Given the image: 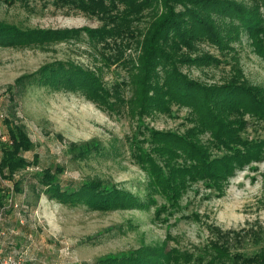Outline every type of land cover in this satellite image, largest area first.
I'll list each match as a JSON object with an SVG mask.
<instances>
[{
    "label": "trees",
    "instance_id": "trees-1",
    "mask_svg": "<svg viewBox=\"0 0 264 264\" xmlns=\"http://www.w3.org/2000/svg\"><path fill=\"white\" fill-rule=\"evenodd\" d=\"M52 3L58 8L97 17L102 25L43 29L0 19V46L48 48L84 40L100 52L106 66L124 65L127 78L109 84L104 79L106 66L54 60L17 78L9 89L17 88L15 93L19 94L36 84L48 91L80 93L109 114H123L127 110L138 120L130 150L135 162L147 173L148 181L145 194L141 195L99 177L65 181L62 175L66 167L62 164L21 176L23 171L39 164V156L28 159L26 154L35 145L26 126L15 116H5L3 134L7 139L1 140V168L5 178L12 182L16 196L27 185L28 194L34 195L28 201L29 206L35 208L42 196L47 195L58 203L85 205L93 211L147 210L162 196L176 208L191 184L202 182L222 195L238 169L264 160V137H250L246 133L248 116L264 121V88L248 84L240 77L239 68L221 84L197 80L183 70V66L221 63L220 58L208 53L199 55L200 45L211 43L227 53L233 50L231 42L243 32L264 53V14L259 2L254 6L236 0H52ZM133 46L136 54L126 58L124 51ZM175 106L188 109L189 126L183 132L158 130L146 123L150 116H176ZM119 150L115 143L106 146L97 139L72 142L69 147L77 161L110 152L117 155ZM7 194L0 185V207ZM27 208L24 205L22 211ZM162 210L159 207L157 212ZM260 231V237H254L257 243L264 241V227ZM15 236L4 237L6 250H20ZM228 237L226 232L219 233V238L210 241L207 249L199 253L170 247L169 241L145 243L136 249L100 256L95 264H264V244L252 253L233 251Z\"/></svg>",
    "mask_w": 264,
    "mask_h": 264
},
{
    "label": "rangeland",
    "instance_id": "rangeland-1",
    "mask_svg": "<svg viewBox=\"0 0 264 264\" xmlns=\"http://www.w3.org/2000/svg\"><path fill=\"white\" fill-rule=\"evenodd\" d=\"M236 1L246 6L259 2L264 14V0ZM0 19L43 29L102 25L97 17L58 8L52 0H30L29 4L0 0ZM231 45L233 50L222 53L215 45L202 43L198 54L208 53L220 58L221 63L183 66L184 72L209 84H221L239 68L240 77L248 84L264 88L263 50L246 32ZM135 54L134 46L124 51L126 58ZM67 59L91 67L106 66L100 52L84 40L48 48L0 46V109L6 117L15 116L26 126L35 145L26 154L28 159L39 156V164L23 171L21 176L62 164L66 167L62 175L65 181L99 177L144 195L148 176L130 150L138 120L127 110L123 114H109L80 93L48 91L36 84L19 94L15 93L17 88L9 89L17 78L35 72L45 63ZM127 75L128 70L119 63L104 70V79L109 84ZM174 112L176 116H150L146 123L158 130L183 132L189 126L188 109L175 106ZM247 119L246 133L250 137H264V121L251 116ZM1 131H5L2 119ZM91 139L106 146L115 143L120 148L119 154L110 152L83 161L74 159L69 152L71 143ZM24 189L16 199L28 208L21 213L11 211L7 225L19 232L14 238L17 247L25 252L27 264H95L100 256L164 241L181 251L199 253L224 232L229 235L233 251L252 253L264 244L262 239L257 243L254 238L262 234L260 230L264 227V160L238 169L222 195L202 182L191 184L176 208L158 196L156 205L147 210L101 212L85 205H64L47 195L33 208L28 201L34 195L28 194L27 185ZM159 207L163 209L160 213Z\"/></svg>",
    "mask_w": 264,
    "mask_h": 264
},
{
    "label": "built area",
    "instance_id": "built-area-1",
    "mask_svg": "<svg viewBox=\"0 0 264 264\" xmlns=\"http://www.w3.org/2000/svg\"><path fill=\"white\" fill-rule=\"evenodd\" d=\"M5 117L4 113L0 109V120ZM3 132H0V135ZM7 136L5 134L0 136V185L7 190V200L2 207H0V264H27V257L25 252L17 249L6 250L4 237L6 235H18L19 232L9 227L8 224V211L13 210L21 213L24 205L17 201V196L14 187L11 185L10 180L5 178L3 170L1 168V162L3 157V150L1 148V140L5 141ZM4 172H7L4 169Z\"/></svg>",
    "mask_w": 264,
    "mask_h": 264
}]
</instances>
